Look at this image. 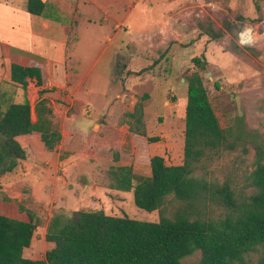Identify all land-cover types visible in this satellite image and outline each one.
<instances>
[{"label": "rangeland", "instance_id": "rangeland-1", "mask_svg": "<svg viewBox=\"0 0 264 264\" xmlns=\"http://www.w3.org/2000/svg\"><path fill=\"white\" fill-rule=\"evenodd\" d=\"M8 1L17 10L27 2L0 4ZM66 1L49 9L62 24L25 21L28 31L20 33L32 34L36 45L49 40L48 55L67 42L60 62L54 64L55 58L42 52L53 62L42 64L44 87L32 81L23 90L9 81V43L1 35L24 26L8 19L0 26V98L21 103L26 96L37 122L35 105L45 88L50 117L62 135L52 151L38 134L19 138L26 159L0 177V214L23 221L31 214L37 225L24 251L32 260L44 259L53 248L45 235L60 213L101 210L139 221L160 220L159 211L138 208L132 192L110 188L108 171L131 166L147 176L154 156L168 165L183 164L186 77L199 70L193 58L205 56L200 75L222 128L237 132L245 126L264 136V0ZM246 26L251 31L241 36ZM208 30L224 36L213 40L205 35ZM247 150L240 146L225 153L209 165L207 179H230L242 198L251 195L246 179L254 169V143H247ZM209 206L201 209L204 215L223 217L217 205ZM262 254L250 257L256 261ZM199 258L197 253L187 261Z\"/></svg>", "mask_w": 264, "mask_h": 264}, {"label": "trees", "instance_id": "trees-1", "mask_svg": "<svg viewBox=\"0 0 264 264\" xmlns=\"http://www.w3.org/2000/svg\"><path fill=\"white\" fill-rule=\"evenodd\" d=\"M46 10L42 0H27L29 14L46 17ZM213 31L205 35L213 40L224 36L223 31ZM192 62L199 70L186 77L183 164L168 165L163 157L154 156L150 176L137 174L131 166H112L108 171L110 188L132 192L135 205L147 212L159 211L160 220L139 221L101 210L60 213L51 219L45 235L53 248L44 259L32 260L24 257V251L31 246L37 228L33 215L23 221L0 214V264H264V136L245 126L237 132L222 128L200 75L207 65L205 56ZM10 76L23 90L29 80L37 87L44 85L40 66L12 63ZM46 92L39 91L36 123L26 96L21 103L10 99L9 103L1 96L0 177L13 173L26 159L20 137L38 134L50 151L61 141L50 117L49 100L43 97ZM250 142L256 148L254 169L246 179L251 195L242 198L230 179L222 184L207 179L209 165L240 146L247 153ZM115 160H119L117 155ZM211 204L223 210V217L202 213ZM261 251L258 260L250 257ZM197 253L198 260L187 261Z\"/></svg>", "mask_w": 264, "mask_h": 264}, {"label": "crops", "instance_id": "crops-1", "mask_svg": "<svg viewBox=\"0 0 264 264\" xmlns=\"http://www.w3.org/2000/svg\"><path fill=\"white\" fill-rule=\"evenodd\" d=\"M42 1L45 2L47 5L46 17H39V16H34V15L29 14L28 12L25 11L26 4L23 7V9H18V10L15 9L14 7H12V5L10 6V4H12L13 1H8L7 3H1L0 4V26H2V22L5 19H6V21L8 19V20H12L13 22H16L13 24H18V25L20 24L21 25V23H22V26H24V27H22L21 30L17 29V32L14 30V28H12L11 30H13L12 31L13 33L11 35L6 34L5 32L3 33V35H1L2 40H4V42L7 41L6 42L7 44L9 43V49L10 50L8 53V57L12 61V63H19V64L24 65V66H39L40 65V67L44 66L45 64L47 65L48 63L50 64V62H51V64H53V62L51 60H49L51 58L47 59L48 63H43L46 61V58H45V56H43L42 52L45 53L44 55H46L48 57H54L55 58L54 64L61 61V54H62V58H63L64 49L67 45V42L61 43L59 40V42H60V43H58L59 45L54 46V49H55L54 53L52 55H48V53H47L48 49H46L47 48L46 42H48L49 40H47L45 42L43 41V43L41 45L37 44L40 46H37L35 44V41H34L32 34H30V36H22L20 34L22 31L25 32L26 29L28 31V24H25V21L26 22L27 21L28 22H32V21L38 22L40 19L42 23L46 22L47 24H50V23L62 24V21L59 20L58 17H54L49 12V9H51L52 7H60L59 3L68 4V2L66 0H42ZM42 64H44V65H42ZM10 68H11V65H10ZM42 69H43V67H42ZM8 79L12 83L11 76H10V70H9V74H8ZM30 82H32V80H29V83ZM44 83H45V79H44ZM35 85H36V83H35ZM19 86H21V85H19ZM43 87H44V85H43ZM41 89H45V88H41ZM30 105H31V102H30ZM31 113H32V105H31ZM32 121H33V118H32ZM33 123H36V122L33 121ZM22 137H25V136H22ZM149 174L151 175V167H150V171L148 172L147 176H150Z\"/></svg>", "mask_w": 264, "mask_h": 264}, {"label": "clouds", "instance_id": "clouds-1", "mask_svg": "<svg viewBox=\"0 0 264 264\" xmlns=\"http://www.w3.org/2000/svg\"><path fill=\"white\" fill-rule=\"evenodd\" d=\"M251 31V29L249 28V27H245V28H243L242 29V32H241V36H243V32H250ZM245 42H243V41H241V44L243 45Z\"/></svg>", "mask_w": 264, "mask_h": 264}, {"label": "water", "instance_id": "water-1", "mask_svg": "<svg viewBox=\"0 0 264 264\" xmlns=\"http://www.w3.org/2000/svg\"><path fill=\"white\" fill-rule=\"evenodd\" d=\"M184 81V80H183Z\"/></svg>", "mask_w": 264, "mask_h": 264}]
</instances>
